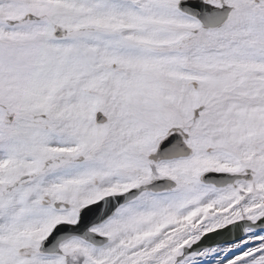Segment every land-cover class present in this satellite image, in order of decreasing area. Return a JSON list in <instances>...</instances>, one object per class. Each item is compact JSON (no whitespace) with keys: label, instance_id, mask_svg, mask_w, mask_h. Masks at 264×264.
<instances>
[{"label":"snow or ice","instance_id":"1","mask_svg":"<svg viewBox=\"0 0 264 264\" xmlns=\"http://www.w3.org/2000/svg\"><path fill=\"white\" fill-rule=\"evenodd\" d=\"M0 264H264V0H0Z\"/></svg>","mask_w":264,"mask_h":264}]
</instances>
